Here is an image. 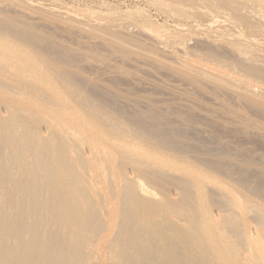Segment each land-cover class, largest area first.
<instances>
[{
	"label": "bare ground",
	"instance_id": "1",
	"mask_svg": "<svg viewBox=\"0 0 264 264\" xmlns=\"http://www.w3.org/2000/svg\"><path fill=\"white\" fill-rule=\"evenodd\" d=\"M23 1L0 0V264H264V0ZM99 50L191 96L99 85Z\"/></svg>",
	"mask_w": 264,
	"mask_h": 264
},
{
	"label": "rangeland",
	"instance_id": "2",
	"mask_svg": "<svg viewBox=\"0 0 264 264\" xmlns=\"http://www.w3.org/2000/svg\"><path fill=\"white\" fill-rule=\"evenodd\" d=\"M22 3V0H19ZM131 1V2H130ZM136 1V0H134ZM67 4H72L71 0H62ZM124 2V3H123ZM128 2V3H127ZM24 5L31 6L32 8L43 9L44 0H25L23 1ZM59 3V2H58ZM122 3V5H121ZM131 3H136L131 4ZM138 2H133V0H82L80 6L82 9H88L92 11H98L99 13L109 12L107 11L110 6L114 8L115 6L121 7L122 11H125L127 8L132 9L131 5L138 6ZM69 4V5H70ZM123 4L126 5L123 7ZM130 4V5H129ZM149 4H146L148 6ZM141 6V7H140ZM141 2L138 7L144 9L149 16L158 15L159 17H150L153 21H158L161 23L164 21L162 15L156 12L154 6H150V10ZM127 7V8H126ZM144 7V8H143ZM125 8V9H124ZM127 9V10H128ZM111 10V9H110ZM154 10V12H153ZM151 11V12H150ZM153 12V14H152ZM155 13V14H154ZM33 18L41 17L39 14H33ZM83 20L90 22L89 24H103L102 20H97L96 17L89 16L88 14H83ZM159 19V20H158ZM36 22V21H35ZM88 24V23H86ZM84 33V32H83ZM67 38V36H66ZM61 40H66L65 37H61ZM87 44L82 43V47H85ZM106 60H91L87 59L82 61L79 66L85 74L95 81L99 85H106L114 90L119 92H131L136 95L157 98L161 99L172 107H177L180 102L185 101L186 94L190 97L191 93L179 82H176L174 79L167 78L164 75L156 73L154 69H151L145 65H135L130 61H123L118 58L117 54L114 56L108 55L107 52L99 50L98 51ZM138 80H142L143 84H138ZM168 92L170 95H163L162 92ZM178 104V105H177ZM258 149V148H257ZM264 153V150L258 149L256 154Z\"/></svg>",
	"mask_w": 264,
	"mask_h": 264
}]
</instances>
